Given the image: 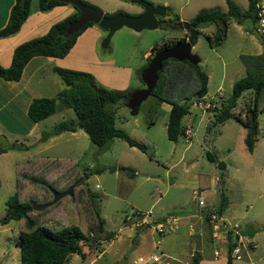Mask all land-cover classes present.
Here are the masks:
<instances>
[{"label":"rangeland","instance_id":"1","mask_svg":"<svg viewBox=\"0 0 264 264\" xmlns=\"http://www.w3.org/2000/svg\"><path fill=\"white\" fill-rule=\"evenodd\" d=\"M84 1L108 14H136L142 9L130 0ZM147 1L153 5H164L158 0ZM167 1L171 10L165 11L164 21L156 27L133 30L121 26L113 31L106 44H103L106 30L96 23L87 26L69 49L70 57L98 58L105 70L91 73L102 86L142 87L143 81L137 71L147 62L142 56L145 49L155 41L185 36L187 28L182 21H188L200 8H226L225 0ZM232 1L242 10L247 6V0ZM36 7V0H31L30 10ZM247 24L246 20L237 23L229 18L224 39L212 46L205 34H212L213 25H205L191 45V51L200 57L198 65L206 72L207 83L205 94L198 100L191 99L187 112L181 118L184 128L190 125L189 137L184 130L175 139L167 137L170 104L157 100L152 94L140 102L135 113H130L124 104L114 108L115 126L148 143L150 156L120 137H113L99 149L81 128L73 134L63 131L51 140L48 137L40 139L41 131L54 122L75 116L69 106L56 107L49 115L32 120L34 129L27 127L22 130V126L17 124L15 128L8 127L0 121V146L11 141L21 142V147H7L0 152V217L5 214L6 197L14 192L22 199L33 196L37 203L47 202L55 194L58 201L35 211L37 221L50 222L53 219L59 224L74 223L84 230L86 218L82 217L81 209L69 204H74L77 196L84 197L81 186H86L87 191L94 195L104 229L114 231L115 236L103 238L99 243L83 241L80 247L85 255L70 253L67 258L69 264H119L124 256L135 258L140 253L139 247H125L127 239L123 240L122 231L123 216L134 207L150 208L154 217L170 212L180 216L175 230L161 237L153 233L150 240L160 238L159 248L187 256L188 251L194 248L193 242H196L205 255L219 243L210 238L207 221L202 222L204 231L200 235H197L195 225H192L193 232L188 234L183 218L188 215L190 221L198 219L194 215L199 207L192 197L194 194L204 200L205 206H214L219 199L218 188L222 186L227 197L221 213L223 221L227 225L236 222L239 227L250 224L257 229L250 236L243 235V240H250L254 246L241 250V257L234 258L233 264H264V110L257 112V142L251 151L247 150L243 140L245 126L233 116L222 122H210L219 99L229 95L232 81L246 73L239 55L255 54L262 48L260 39L246 28ZM34 34L40 35L39 30ZM122 66L130 68L128 77L119 70ZM48 74L53 80L44 83V94L54 96L64 88V83L53 71ZM56 81L59 88L54 90ZM242 97L239 96L237 107ZM209 102L212 104L205 107L204 104ZM19 111L16 120L21 125L24 117ZM206 150L214 153L213 161L206 158ZM219 161L224 163V168L218 169ZM109 166L114 169H109ZM31 176L42 180L34 181ZM20 226L18 219L0 221V264H19L20 250L16 238ZM180 239L182 250L178 247ZM149 249L154 251L151 243ZM97 250L101 251L98 253Z\"/></svg>","mask_w":264,"mask_h":264},{"label":"trees","instance_id":"2","mask_svg":"<svg viewBox=\"0 0 264 264\" xmlns=\"http://www.w3.org/2000/svg\"><path fill=\"white\" fill-rule=\"evenodd\" d=\"M80 1L87 3L84 0ZM254 1L247 0V6L243 10L232 0H225L226 8L224 10L200 8L188 19L189 27L185 30V36L178 39H167L159 45L155 42L150 47L151 55L147 57L148 62L156 51L184 38L193 44L200 28L208 24H212L214 28L211 35L205 34L208 44L210 46L220 44L226 35L229 18H233L237 23L248 21L246 28L254 32L260 39L261 51L255 54L239 55L245 65L246 73L232 81L229 95L219 99V105L212 110L210 122L212 124L222 122L227 117L233 116L246 128L243 140L249 151L252 150L257 134V112L264 110V38L254 28ZM30 3L31 0H13L7 19L0 27V37L9 35L19 28L30 11ZM36 3L39 10H46L55 4L68 2L36 0ZM70 5L73 10L52 22L44 33L22 40L13 47L9 64L6 66L0 64L1 78L19 79L23 66L34 55L62 57L68 52L76 36L86 26L93 23L85 21L76 31L65 34L67 22L79 14V9L73 4ZM176 18L178 17L176 16ZM147 62L138 69L139 77L141 68ZM52 71L64 83V88L58 90L54 96L32 97L26 108L27 116L36 121L52 113L56 107L62 106L71 107L75 116L54 122L48 129L41 131L40 139H45L64 130L81 128L99 149L106 146L113 137H120L128 145L136 146L148 156L151 155L148 143L131 137L123 128L114 124V108L119 104H125L130 92L135 87L108 88L102 86L96 82L93 74L86 70L53 66ZM206 82L207 74L198 64H192L186 59L177 60L173 57L161 61V67L157 70L156 82L149 94L155 96L159 101H166L170 104L166 122L168 138L175 139L183 133L184 124L181 122V118L188 110L189 101L191 99L198 100L204 95ZM241 95L243 97L237 107L238 98ZM7 147H21V142L11 141L6 146H0V152ZM204 154L210 161L215 159L213 152L206 150ZM119 167L126 168V166ZM109 169L113 170L114 167L109 166ZM30 178L37 182L42 180L35 176ZM81 187L84 197L77 196L74 204L70 203L69 205L81 209L82 217L86 218L84 230L74 223L59 224L53 219L50 222L37 221L35 211L39 210L33 209L30 205V200L37 202L33 196L22 199L17 192H14L6 197L5 214L0 217V221L5 222L10 218L21 221L16 238L20 250L19 264H69L67 258L70 253L76 252L81 256L85 255L80 247L83 241L99 243V240L113 235L114 231L106 230L103 227V219L99 216L93 193H89L86 186ZM218 193L219 199L215 210L221 214L226 206L227 197L222 186L218 188ZM56 200L58 201L59 198ZM228 239L229 251L234 244L231 232H228ZM190 264H199L196 253L191 254ZM225 264H231V257L228 254Z\"/></svg>","mask_w":264,"mask_h":264},{"label":"crops","instance_id":"3","mask_svg":"<svg viewBox=\"0 0 264 264\" xmlns=\"http://www.w3.org/2000/svg\"><path fill=\"white\" fill-rule=\"evenodd\" d=\"M89 1L93 3V0H89ZM12 2L13 0H0V27L5 23L7 19L8 11ZM158 2H161L162 4L165 5V11L167 9L171 10L167 0H158ZM72 10L73 7L69 3L55 4L46 10H39L37 7L33 10H30L26 18L23 20V22L20 24L19 28L15 32L0 37V64L4 66L9 64L12 49L17 43L27 38L33 37L35 35L34 33H36L37 30H39L40 34L44 33L52 22L64 17L65 15L69 14ZM92 24L88 26H92ZM81 32L76 36L75 41L78 38V36L81 34ZM150 47L142 52V56L145 58V60L147 59L148 56L151 55ZM260 50L258 52H260ZM69 54L70 53L68 50V52L62 57L34 55L23 66L19 79L7 80L0 77V121L4 125L15 128L17 127L16 126L17 124L19 126H22V130L27 129V127H29L28 129H34L33 121L29 119V117L26 114V108L29 100L32 97L45 96L44 83L53 80L51 75L49 76L48 74V72H52L53 66H63L74 69L86 70L89 72H94L95 74L100 73L101 69L105 70L104 64L99 62L98 58L94 57V58L82 59L77 57H70ZM41 67L44 68L41 69ZM119 70L122 71L123 76L128 77L130 73L129 67L122 66L121 69ZM56 82H57V86L54 88V90L59 88V83L58 81ZM120 87L125 88L123 85H121ZM39 90H41V92H38ZM169 107L170 105L168 106V109ZM18 109H20L19 113L21 117H24L23 118L24 121L21 125L16 120ZM10 123H12V125H10ZM75 130H64V131H70V133L73 134ZM62 132L63 131L49 136L48 140H51L52 138L59 136ZM256 140L257 139L255 138L252 149L254 148L255 143L257 142ZM208 206H210V204H208ZM160 215L162 214H159L156 217ZM194 215L198 219L195 220L193 219L190 221L189 216L186 215V217L183 218V222L187 223L188 234H191L193 232L194 229H192L193 228L192 225H195L197 229V235H200L204 231L202 228V222L207 220L203 216V211L201 207H198L197 213H194ZM122 221L124 224L122 231L125 236L123 240L127 239L125 247H131L133 245L138 246L140 253H138L135 256V258H128L124 256V260L119 264H138L136 262V257L138 255L145 254L148 251H150L149 249L150 243L154 245L153 240L152 241L150 240L154 232L148 227H134L129 222L125 220ZM207 223L210 227V223L208 221ZM241 228L242 227H239V229ZM170 231L172 230L165 232L162 236H165V234H168V232ZM143 235L149 236V238L146 237L145 239ZM112 236H115V232L113 233ZM210 238L212 239L211 234H210ZM226 239H227L226 241L223 239L221 240L215 239L218 240L217 242L219 243L217 245L220 247L219 249L220 252L217 255L213 254V249L215 246L212 248L211 253L202 255L203 248H201L200 245L196 244V242H193L194 248H191L188 251L187 256L181 254L180 255L172 254L171 251L166 252L165 250H162L161 248L160 249L169 256L170 259L169 264H189L188 259H190L192 253H196L198 255L199 264H225L227 258L226 248H228L227 244L229 241L228 234H226ZM240 241H241V250L252 248L250 246V240L244 241L243 235ZM164 243L166 244V242ZM178 247L180 250H182V239H180ZM233 260L234 258H231V264H233Z\"/></svg>","mask_w":264,"mask_h":264},{"label":"water","instance_id":"4","mask_svg":"<svg viewBox=\"0 0 264 264\" xmlns=\"http://www.w3.org/2000/svg\"><path fill=\"white\" fill-rule=\"evenodd\" d=\"M60 1L73 4L79 9L78 16L67 22L64 33L70 34L71 32L79 29L85 21H92L106 30L103 44H106L113 31L121 26H126L133 30L156 27L158 25L157 15H163L165 13L164 5H153L147 0H130L131 2L138 3L142 7L141 11L136 14H127L122 12L105 14L93 5L84 3L80 0ZM183 23L184 27H187V21H183ZM168 57H173L177 60L186 59L195 65L198 64L200 59L199 55L191 51V43L186 38L180 41H175L168 47L156 51L147 64L140 70V78L144 85L133 89L125 101L124 105L129 108L130 113H135L140 102L150 93L156 82L157 70L161 67V61ZM224 166L223 162H217L218 169H222ZM57 197L58 196L54 194L50 200L44 203H37L34 200H30V205L33 209L39 210L54 202ZM255 230L256 228L247 224L239 229V234L250 236Z\"/></svg>","mask_w":264,"mask_h":264},{"label":"built area","instance_id":"5","mask_svg":"<svg viewBox=\"0 0 264 264\" xmlns=\"http://www.w3.org/2000/svg\"><path fill=\"white\" fill-rule=\"evenodd\" d=\"M254 9H255V31L264 38V0H255L254 1ZM166 39H162L156 42L157 45L164 42ZM212 103H205L204 106H208ZM184 132L186 137H189L191 134L190 125H186L184 128ZM199 207L202 208L204 218L210 223V234L214 239H226V234L231 232L234 238V244L228 251L226 248V253L231 258H240L241 257V237L239 234V224L236 222H232L230 224H226L221 214L217 213L215 210L216 204L205 206L204 200L199 195L192 196ZM179 215L176 213H167L166 215L154 217L152 215V210L148 209H139L132 208L129 214H124L123 219L129 221L131 225L134 227H148L154 233L158 234L161 237L165 232L169 230H175L178 226ZM160 238L153 240L154 251H148L145 254L138 255L136 257V262L138 264H169L170 259L167 254H165L158 246V241ZM250 246H254V244H250ZM220 247L216 245L213 249V254L217 255L220 252ZM101 250H97L99 253Z\"/></svg>","mask_w":264,"mask_h":264},{"label":"flooded vegetation","instance_id":"6","mask_svg":"<svg viewBox=\"0 0 264 264\" xmlns=\"http://www.w3.org/2000/svg\"><path fill=\"white\" fill-rule=\"evenodd\" d=\"M163 15H164V14H163ZM163 15H157V22H158V23L164 21ZM182 25L184 26L183 21H182ZM188 27H189V25H188V23H187V27H186V28H188Z\"/></svg>","mask_w":264,"mask_h":264}]
</instances>
